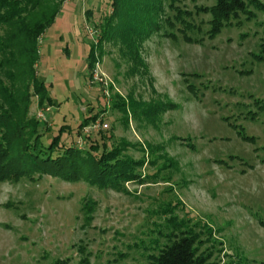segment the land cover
<instances>
[{
	"label": "rangeland",
	"instance_id": "374dc122",
	"mask_svg": "<svg viewBox=\"0 0 264 264\" xmlns=\"http://www.w3.org/2000/svg\"><path fill=\"white\" fill-rule=\"evenodd\" d=\"M58 1L37 45L42 91L27 87L17 131L0 127V264H147L172 223L210 264H264V13L213 33L214 0H176L129 43L99 40L109 0ZM131 103L160 120L134 121ZM36 122L42 143L63 130L64 147L119 150L138 177L101 189L18 175Z\"/></svg>",
	"mask_w": 264,
	"mask_h": 264
},
{
	"label": "trees",
	"instance_id": "16d2710c",
	"mask_svg": "<svg viewBox=\"0 0 264 264\" xmlns=\"http://www.w3.org/2000/svg\"><path fill=\"white\" fill-rule=\"evenodd\" d=\"M175 1L109 0L111 12L105 18V27L99 40L122 39L131 43L146 37L154 27L156 16L164 15L165 8H170ZM61 6L62 3L58 0H0V77L4 83L7 82L3 86L0 81V101L5 102V107L0 103V127L5 129V133L19 120L21 106L23 111L26 110L27 87L33 86L36 93L42 91L44 84L38 83L36 77L38 40L46 28L52 25ZM255 12L264 13V3L261 0H214V4L208 9L211 31L217 33L224 25L241 18L251 21L255 18ZM129 52L125 53L127 59ZM87 60L89 66L94 63L93 49ZM16 83L23 85L22 92L18 90ZM142 104L134 108L133 103L128 106L133 120L155 125L160 120L158 109L150 103ZM33 128L31 138L37 141V146L31 147L34 143L30 139L28 151L21 149L20 156L16 154L13 157L12 167L9 168L18 171V175L26 173L31 177L46 175L67 182L82 181L101 189H118L122 183L138 177L135 175L138 163L128 158L122 160L119 150L106 149L102 145L83 150L66 145L64 147L61 145L63 130H58L52 137L59 141L57 145L53 140L44 144L42 136L48 132L45 129L47 127L36 122ZM14 131H17L15 126L11 129L12 133ZM8 147H0V155L8 151ZM164 238L165 242L155 255L148 257L147 264H210L211 255L201 250V240L192 230L179 223H172Z\"/></svg>",
	"mask_w": 264,
	"mask_h": 264
},
{
	"label": "built area",
	"instance_id": "2783aa9c",
	"mask_svg": "<svg viewBox=\"0 0 264 264\" xmlns=\"http://www.w3.org/2000/svg\"><path fill=\"white\" fill-rule=\"evenodd\" d=\"M44 115H45V113L40 115V118H42L43 120H44Z\"/></svg>",
	"mask_w": 264,
	"mask_h": 264
}]
</instances>
